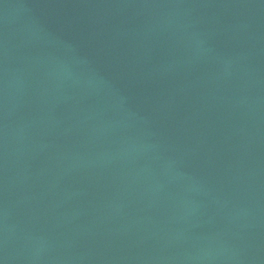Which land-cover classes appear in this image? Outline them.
I'll return each mask as SVG.
<instances>
[{"label":"water","instance_id":"95a60500","mask_svg":"<svg viewBox=\"0 0 264 264\" xmlns=\"http://www.w3.org/2000/svg\"><path fill=\"white\" fill-rule=\"evenodd\" d=\"M0 264H264V0H0Z\"/></svg>","mask_w":264,"mask_h":264}]
</instances>
